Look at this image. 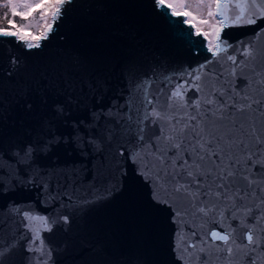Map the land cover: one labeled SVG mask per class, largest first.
Returning a JSON list of instances; mask_svg holds the SVG:
<instances>
[{
    "label": "water",
    "instance_id": "95a60500",
    "mask_svg": "<svg viewBox=\"0 0 264 264\" xmlns=\"http://www.w3.org/2000/svg\"><path fill=\"white\" fill-rule=\"evenodd\" d=\"M66 9L39 49L0 36V228L18 242L10 264L47 258L27 250L35 231L51 251L48 264H247L245 252L264 264V244L244 247L247 229L255 228L257 239L264 224L234 214L230 201L213 200L217 208L208 217L185 211L158 186L152 145L165 147L160 136L169 124L150 115L155 108L166 118L183 116L179 101L169 107L178 85L190 103L264 70V19L224 27L227 51L213 56L207 38L184 17L163 15L154 0H73ZM195 75L202 91L190 86ZM48 140V150L24 158L28 145ZM146 153L152 155L142 159ZM244 203L255 210L251 200ZM25 212L55 221L51 231L39 220L29 231ZM211 231L231 233L235 243L212 241Z\"/></svg>",
    "mask_w": 264,
    "mask_h": 264
},
{
    "label": "snow or ice",
    "instance_id": "6c2138e0",
    "mask_svg": "<svg viewBox=\"0 0 264 264\" xmlns=\"http://www.w3.org/2000/svg\"><path fill=\"white\" fill-rule=\"evenodd\" d=\"M203 3V0H200ZM73 0H23L22 3H15L8 0L5 5L12 13V16H20L28 20L33 16L30 11L33 8L40 9V20L43 21L42 31L39 34H28L27 31L33 25L30 23L17 24L13 19L8 20L11 27L0 28V36L16 37L17 41L23 42L25 48L39 49L42 47L41 41L49 38L54 31V25L66 15V5H71ZM155 7L163 15L171 18L184 17L182 23L195 29L197 36L208 38L214 35L215 48L209 47L213 56L221 52H226L228 45L221 39V31L224 27L243 24H255L258 19H264V0L260 3L257 0H215L216 10H211L208 5V17H219L212 25L213 32H202L198 25L208 24L209 20L201 19L188 9L186 0H154ZM25 9L20 11L19 9ZM238 9V14L229 16V9ZM165 9L167 11H165ZM7 18V17H5ZM192 34L191 32L189 33ZM245 57H250L249 49H244ZM228 60L236 63V58L228 56ZM12 63L16 66L17 61L13 58ZM244 67L247 68L248 62L245 61ZM243 71V69H241ZM231 75L236 77L237 69H232ZM243 79V83H237L230 89H225L223 85L219 88L213 87L210 94L202 98L194 99L190 103L185 101L183 90L184 85H178L169 98V107H173L176 101L179 105L176 111H183V116L179 118L163 117L161 112L155 108L150 115L156 119H165L169 124V130L165 134L161 132L164 148L152 145L155 153V163L157 184L164 191L169 193L176 204L181 202L187 207L194 208L204 217L217 208L213 200L230 201L233 205V212L241 213L245 221L256 219L257 224H264V212L257 219L256 211L264 209V70L256 72L252 69L249 78ZM200 75L193 76L191 87L196 91H202ZM43 102V101H41ZM151 104V101H148ZM31 103L26 105V110H31ZM192 108L193 111H187ZM52 141H38L37 145H28L24 150V158L31 161L33 153L36 151H46L50 148ZM19 155V153H13ZM171 154L174 159H166ZM152 153H146V159ZM135 162V161H134ZM147 164H145V169ZM143 174V172L141 173ZM202 197L207 198V203L202 202ZM251 200L255 204V210L244 201ZM258 201V203H257ZM86 204L94 203L87 201ZM211 205V207H209ZM18 212L19 210L16 209ZM181 215L180 209H175V216ZM223 216V212H220ZM25 219L29 222L25 227L33 231L32 222L39 220L43 225V231H51L52 223L47 217H35L24 213ZM64 223H69V217H63ZM255 228L247 229L246 239L249 251L254 249L249 246L259 247L264 244V227L260 228L257 239H254ZM195 235V233H193ZM212 241H222L225 244L232 238L231 233L221 235L217 231L210 233ZM233 243H235V238ZM40 243L37 246L36 241ZM17 241L13 238L10 242L4 236V229L0 228V264H10V257L13 250L17 247ZM207 243V241H202ZM195 244H188L187 248H195ZM29 252H39L41 257L37 264H48L51 258V251L45 252L44 241L35 231L27 249ZM186 250V249H185ZM205 251L203 247L199 249ZM229 256L233 254V248L228 247ZM247 264H255V261L248 258L245 252Z\"/></svg>",
    "mask_w": 264,
    "mask_h": 264
},
{
    "label": "rangeland",
    "instance_id": "374dc122",
    "mask_svg": "<svg viewBox=\"0 0 264 264\" xmlns=\"http://www.w3.org/2000/svg\"><path fill=\"white\" fill-rule=\"evenodd\" d=\"M20 0H13V2H17ZM8 0H3V2L0 4V7H2V11L0 12V20H2V17L4 18V13H2L4 10H7V7L5 6L7 4ZM32 2H35V0H32ZM186 3L188 4V9L192 11L194 14H196L199 18L201 19H207L209 20L208 24L204 25H198L201 29L202 32H208L212 33L213 32V27L212 25L215 24L216 27H218V24L216 23L217 18L216 17H208L207 13L209 11L208 5L211 4V10L214 11V4L215 0H203V3L200 2V0H186ZM23 9V8H22ZM0 28L1 27L0 25ZM42 27H38L37 30L33 29H28L27 31L24 32L25 35L28 34H39L40 31H42ZM214 35H210L207 40H208V45L212 47Z\"/></svg>",
    "mask_w": 264,
    "mask_h": 264
},
{
    "label": "trees",
    "instance_id": "16d2710c",
    "mask_svg": "<svg viewBox=\"0 0 264 264\" xmlns=\"http://www.w3.org/2000/svg\"><path fill=\"white\" fill-rule=\"evenodd\" d=\"M3 2V0H0V4ZM23 0L17 1L15 3H22ZM2 7H0V12L2 11ZM20 11H24L25 9H19ZM33 13V16L29 17L28 20L22 19L20 16H12V13L10 9L7 7V10H4L2 13H4V18L2 17V20H0V25L3 28L11 27L8 24L9 19H13L17 24H24V23H30L33 26L29 29H33L34 31L38 29L39 25L43 24V21L40 20V9L39 8H33L30 10ZM7 17V18H5ZM28 30V29H27Z\"/></svg>",
    "mask_w": 264,
    "mask_h": 264
}]
</instances>
